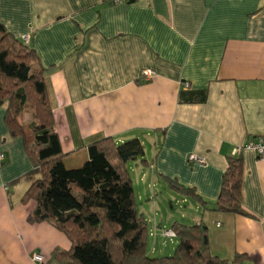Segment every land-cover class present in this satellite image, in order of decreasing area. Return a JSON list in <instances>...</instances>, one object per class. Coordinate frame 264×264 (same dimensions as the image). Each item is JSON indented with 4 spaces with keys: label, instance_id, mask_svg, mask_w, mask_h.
Wrapping results in <instances>:
<instances>
[{
    "label": "crops",
    "instance_id": "0c3cea01",
    "mask_svg": "<svg viewBox=\"0 0 264 264\" xmlns=\"http://www.w3.org/2000/svg\"><path fill=\"white\" fill-rule=\"evenodd\" d=\"M0 23L28 35L46 68L68 167L82 165L94 141L138 137L146 161L129 168L139 181L175 178L215 202L230 158L239 156L250 216L203 211L193 198L201 210L193 223L207 224L215 255L264 264V159L234 153L264 136V0H0ZM5 115L0 105V264H38L34 252L48 262L71 241L49 221H29L35 202L22 200L29 182L20 178L34 161ZM20 120L34 118L24 112Z\"/></svg>",
    "mask_w": 264,
    "mask_h": 264
},
{
    "label": "trees",
    "instance_id": "16d2710c",
    "mask_svg": "<svg viewBox=\"0 0 264 264\" xmlns=\"http://www.w3.org/2000/svg\"><path fill=\"white\" fill-rule=\"evenodd\" d=\"M39 61L30 43L0 23V105L6 106L11 135L24 139L34 161V168L20 178L29 182L22 200L35 202L28 219L51 222L71 241L70 248H55L45 263L238 264L247 259L241 253L233 261L215 255L203 219L193 224L175 222V252L149 255L148 223L139 212L129 168L131 161H146L145 144L138 137L120 143L105 137L88 145V158L82 165L68 167L55 130L46 68ZM26 111L33 114L31 124L20 120ZM164 179L176 191L197 199L203 211L250 216L242 205L243 163L239 156L230 158L215 202L204 200L195 188L175 178Z\"/></svg>",
    "mask_w": 264,
    "mask_h": 264
},
{
    "label": "rangeland",
    "instance_id": "374dc122",
    "mask_svg": "<svg viewBox=\"0 0 264 264\" xmlns=\"http://www.w3.org/2000/svg\"><path fill=\"white\" fill-rule=\"evenodd\" d=\"M25 113L26 116H33L31 111H26ZM132 176L135 183L137 194L135 195L139 212L144 214L148 223L149 255H172L176 250L178 240L176 236L169 237L164 235V231L172 230L175 222L192 224L193 215L198 217L201 214V210H197V203L193 200V196L184 195L176 191L168 183L166 184V180L162 177H158L156 180L150 177L143 181L141 180V182L139 181L138 174L134 173V171ZM139 193H142L141 199L138 198ZM157 223L162 224L156 227ZM44 260L45 264V256Z\"/></svg>",
    "mask_w": 264,
    "mask_h": 264
},
{
    "label": "built area",
    "instance_id": "2783aa9c",
    "mask_svg": "<svg viewBox=\"0 0 264 264\" xmlns=\"http://www.w3.org/2000/svg\"><path fill=\"white\" fill-rule=\"evenodd\" d=\"M112 3H119L122 0H109ZM125 1H130V0H125ZM25 42L29 43V36L28 35H19ZM142 76L144 77L145 80H150L152 79V77L154 76V71L151 69H145L142 72ZM185 88H189L190 87V83L189 82H185V84L183 85ZM242 150H251L254 151L257 156L261 159H264V136H260L257 139H252L250 141H248L245 145L243 146H239L237 147L234 151L235 155L238 154L239 152H241ZM1 159L4 158V154L0 155ZM190 160H194L197 162H202L203 158H201L200 156L196 155V154H191L189 156ZM164 235L169 236V237H175L176 234L173 230H165L164 231ZM33 260L35 262H37L38 264H44V256L43 254L39 253V252H34L33 254Z\"/></svg>",
    "mask_w": 264,
    "mask_h": 264
}]
</instances>
